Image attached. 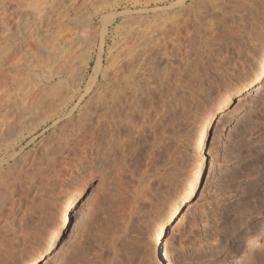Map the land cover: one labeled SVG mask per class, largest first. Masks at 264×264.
Instances as JSON below:
<instances>
[{
    "label": "rangeland",
    "instance_id": "1",
    "mask_svg": "<svg viewBox=\"0 0 264 264\" xmlns=\"http://www.w3.org/2000/svg\"><path fill=\"white\" fill-rule=\"evenodd\" d=\"M30 2L0 0V264L38 245L79 183L59 240L37 264H153L163 255L154 211L202 156L192 137L237 76L209 128L201 180L164 242L168 264H245L249 255L260 264L264 74L251 71L264 51V0H216L219 13L194 9L200 0L39 2L32 26ZM204 35L217 36L210 52ZM63 37L76 45L60 46Z\"/></svg>",
    "mask_w": 264,
    "mask_h": 264
},
{
    "label": "bare ground",
    "instance_id": "2",
    "mask_svg": "<svg viewBox=\"0 0 264 264\" xmlns=\"http://www.w3.org/2000/svg\"><path fill=\"white\" fill-rule=\"evenodd\" d=\"M28 4H30V7H31L30 14L32 16H34L33 20L30 22V24H31V26L32 25H36L37 24L36 20H37V22H39L42 19V17L40 16V9L37 6L38 2H37V0H35L34 2L31 0V2L28 3ZM111 17H112V15H111ZM48 21H49L48 24H50V20L49 19H48ZM111 21H112V18L104 17L102 19V23H101L102 27L105 28V25L107 23L111 22ZM74 33H76V32H74ZM77 35H78V33H76V38H77ZM69 37L71 38V36H69ZM216 37H217L216 35L215 36L204 35L203 41L201 42V44H202L201 46L204 47V48L206 47V50H208L209 49L207 47L208 42L214 40ZM64 38L65 37H63L61 39V41L58 43L60 46H63L67 42L70 44V40L71 39L68 38V37H66V38H68L69 40L68 39H64ZM73 40L74 39H72V41ZM73 42H74V45H72V43H71L70 44L71 46H75L76 45L75 44L76 42L75 41H73ZM68 43L66 45H68ZM210 49H209V52L211 51ZM121 50H122V54H124V51L126 50V48H121ZM130 51L131 50L128 49L125 52L127 54H130ZM86 63H87V59L84 61V68L86 66ZM251 72L252 73L253 72H258L257 77H260V76H262L264 74V51L261 53V56H260L257 64L254 66V69ZM104 76H105V70L103 72V77ZM240 85H241L240 78H239V76H237L234 79L230 80L221 89V91L218 93V95L216 96L214 102L212 101L213 104H212L209 112H207L204 115L202 121H200L201 123L199 124L198 128H196L197 129V131H196L197 134L195 133V135H193V137H192L193 138L192 139V145H193V148H195L194 150H196L198 152H201L200 154L202 156L200 158L194 160L193 165L189 169L187 168L188 170L185 172V174L179 179L178 183L169 192H167V195L165 196V198H163L161 204L156 208V211H154L155 214H154L153 221H152L153 238H154V240H156L159 243V245L161 247V251L163 252V255L162 256L158 255V257L156 258V261L153 264H162L163 259L164 258L167 259V257H168V251H167V248H166L165 242H164L167 225L171 221L174 213L177 211V209L180 206V204L190 194H192L195 191L196 186L200 182L201 177H202V172H203V166H204V158L203 157H204V153H205V145H206V141H207L209 128L211 127L213 121L216 119L217 113H219L227 105V103L229 102V100L233 96L234 92L239 89ZM65 101H66V98L64 99L63 102L65 103ZM51 111L49 112L50 114H51ZM47 113H48V111H47ZM46 116H49V115H46ZM114 131H116V129L115 130H112V128L111 129H109V128L107 129L106 134H107V137H108L107 139L108 140L111 139L114 136V134H115ZM198 152H197V154H198ZM0 184H1V182H0ZM3 185H4V183L2 182L0 188ZM81 186H82V183L74 184V185L72 184L67 190H65L63 192V194H62V196L60 198L59 204H58V214L54 217V219H52L53 221L51 223H49L48 228L46 230L45 236L40 240V242L38 243L37 246L33 247L28 253H26L24 256H22L16 262V264H37L39 259H41V257L44 254H46L52 247L55 246V244L59 240L60 235L62 233L63 226H64V223L66 221V218H67L69 212L72 211V209L75 206L77 197H78V195L80 193V190H81ZM1 197H2V193L0 194V200H1ZM250 233L252 235V232H250ZM248 236L250 237V235H248ZM246 237H247V235H245L244 238H246ZM251 238L252 237L249 238V241H250ZM161 241L163 242L162 246L160 244ZM242 241H244V240L241 239V242ZM239 242H240V240H239ZM246 242H243V244L240 243L241 245L237 246L236 250H234L235 254H238L241 251L242 245H245L244 243H246ZM237 244H239V243L237 242L236 245ZM262 246H264V240H263V245ZM114 254H113L114 257L118 256V255H116L115 252H114ZM249 254L252 255L253 253H249ZM112 257H110V258H112ZM103 258H101V259H103ZM118 258L116 257V260ZM249 258H250V255H249ZM249 258H246L247 261H246L245 264H256L255 263L256 258H254V256L252 257V259H249ZM109 259H107V261ZM113 259H115V258H113ZM126 260L124 261V263L122 261L121 262L119 261L118 264H127V263H125ZM107 261H104V262L106 263ZM109 261H110L109 264H112L115 260L114 261L113 260H109ZM89 262L90 261H88V263ZM107 264H108V262H107Z\"/></svg>",
    "mask_w": 264,
    "mask_h": 264
},
{
    "label": "snow or ice",
    "instance_id": "3",
    "mask_svg": "<svg viewBox=\"0 0 264 264\" xmlns=\"http://www.w3.org/2000/svg\"><path fill=\"white\" fill-rule=\"evenodd\" d=\"M37 2H42L44 4L45 10L48 8H52L54 6L59 7L57 5V0H37ZM178 6L180 7H186L185 0H177ZM216 0H200V3L197 5L195 2L193 4V8L200 7L204 10L205 13H219V9L215 7ZM161 246L163 242H160ZM58 246V245H57ZM159 255V254H158ZM260 264H264V251L260 253L259 256ZM42 264V261H41ZM144 264H149L148 258L145 257ZM162 264H168V261L166 258L163 259Z\"/></svg>",
    "mask_w": 264,
    "mask_h": 264
}]
</instances>
